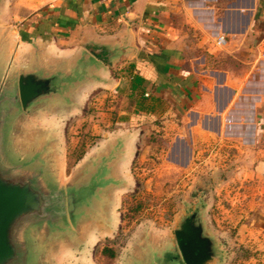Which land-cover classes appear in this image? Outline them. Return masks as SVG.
Returning a JSON list of instances; mask_svg holds the SVG:
<instances>
[{
    "label": "crops",
    "instance_id": "crops-1",
    "mask_svg": "<svg viewBox=\"0 0 264 264\" xmlns=\"http://www.w3.org/2000/svg\"><path fill=\"white\" fill-rule=\"evenodd\" d=\"M0 21L21 50H109L112 132L130 148L155 121L179 167L212 141L234 147L221 188L236 184L240 230L264 237V0H2Z\"/></svg>",
    "mask_w": 264,
    "mask_h": 264
},
{
    "label": "water",
    "instance_id": "water-1",
    "mask_svg": "<svg viewBox=\"0 0 264 264\" xmlns=\"http://www.w3.org/2000/svg\"><path fill=\"white\" fill-rule=\"evenodd\" d=\"M10 29L0 21V264H59L61 252L113 226L136 146L130 148L128 130L105 133L66 177L57 121L78 110L92 89L108 87L111 54L99 44L68 55L36 43L21 50ZM203 213L201 206L183 212L173 246L146 248L129 264L222 261V245Z\"/></svg>",
    "mask_w": 264,
    "mask_h": 264
},
{
    "label": "rangeland",
    "instance_id": "rangeland-1",
    "mask_svg": "<svg viewBox=\"0 0 264 264\" xmlns=\"http://www.w3.org/2000/svg\"><path fill=\"white\" fill-rule=\"evenodd\" d=\"M116 102L117 96L109 87H97L78 110L58 119L66 177L83 154L98 146L105 133H112ZM161 135L156 121L143 127L131 163L125 168L130 182L117 194L110 230L91 234L78 250L61 252L58 263L129 264V258H140L146 248L173 246L176 221L183 212L201 206L206 226L223 249L222 261L215 264H264V237L251 228L240 230L236 184L231 183L226 192V185L221 188V181L226 183L232 175L227 168L235 169L231 166L234 147L212 141L203 145L200 153L195 152L199 159L179 167L171 162V152ZM212 172L218 178L211 182Z\"/></svg>",
    "mask_w": 264,
    "mask_h": 264
},
{
    "label": "built area",
    "instance_id": "built-area-1",
    "mask_svg": "<svg viewBox=\"0 0 264 264\" xmlns=\"http://www.w3.org/2000/svg\"><path fill=\"white\" fill-rule=\"evenodd\" d=\"M219 41H221V38H220V40Z\"/></svg>",
    "mask_w": 264,
    "mask_h": 264
},
{
    "label": "flooded vegetation",
    "instance_id": "flooded-vegetation-1",
    "mask_svg": "<svg viewBox=\"0 0 264 264\" xmlns=\"http://www.w3.org/2000/svg\"><path fill=\"white\" fill-rule=\"evenodd\" d=\"M192 210V209H191Z\"/></svg>",
    "mask_w": 264,
    "mask_h": 264
}]
</instances>
